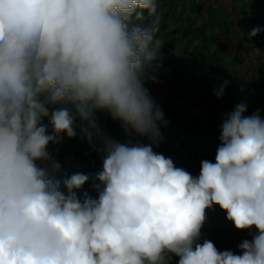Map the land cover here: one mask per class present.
<instances>
[{"label": "clouds", "instance_id": "1", "mask_svg": "<svg viewBox=\"0 0 264 264\" xmlns=\"http://www.w3.org/2000/svg\"><path fill=\"white\" fill-rule=\"evenodd\" d=\"M161 19L157 0H0V264H264V119L238 104L198 176L153 150L166 122L144 83L161 66ZM61 104L152 142L105 141L98 199L77 198L87 175L65 194L37 163L58 169L48 146L75 135ZM214 205L255 229L242 255L199 242Z\"/></svg>", "mask_w": 264, "mask_h": 264}, {"label": "trees", "instance_id": "2", "mask_svg": "<svg viewBox=\"0 0 264 264\" xmlns=\"http://www.w3.org/2000/svg\"><path fill=\"white\" fill-rule=\"evenodd\" d=\"M161 14L158 38L162 41L160 67L156 80L144 87L163 112L159 130L162 136L153 150L171 158L174 165L198 176L201 161L215 162L220 146L221 125L238 104H245V116L258 113L264 119V0H157ZM254 28L261 31L254 37ZM255 50H259L256 54ZM223 95L214 94L222 85ZM75 135L65 134L63 146L50 144L48 150L59 168L51 162L49 178L63 181L81 173L89 180L76 190L77 198L98 199L104 185L97 179L106 156L105 141L150 144L126 130L110 114L97 111L90 120H82L71 104ZM47 123V118L44 120ZM57 151V153H56ZM56 153V154H55ZM255 233L237 230L218 205L206 209V221L199 242L212 241L219 251L242 255L238 245ZM228 240L229 242H226ZM173 256L171 264H178Z\"/></svg>", "mask_w": 264, "mask_h": 264}, {"label": "water", "instance_id": "3", "mask_svg": "<svg viewBox=\"0 0 264 264\" xmlns=\"http://www.w3.org/2000/svg\"><path fill=\"white\" fill-rule=\"evenodd\" d=\"M55 107V106H54ZM66 134V133H65ZM65 134H62V136H63V139H62V141H61V143H60V146H59V148H58V150L57 151H59L60 149H61V147L63 146V143H64V139H65ZM57 151H56V153H57ZM55 153V154H56ZM48 168L50 167V164L47 166Z\"/></svg>", "mask_w": 264, "mask_h": 264}, {"label": "rangeland", "instance_id": "4", "mask_svg": "<svg viewBox=\"0 0 264 264\" xmlns=\"http://www.w3.org/2000/svg\"><path fill=\"white\" fill-rule=\"evenodd\" d=\"M147 140H149L148 138H147ZM226 242H229L228 240H226Z\"/></svg>", "mask_w": 264, "mask_h": 264}]
</instances>
